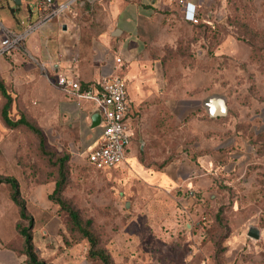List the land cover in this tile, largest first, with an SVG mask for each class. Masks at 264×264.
<instances>
[{"label": "rangeland", "instance_id": "1", "mask_svg": "<svg viewBox=\"0 0 264 264\" xmlns=\"http://www.w3.org/2000/svg\"><path fill=\"white\" fill-rule=\"evenodd\" d=\"M205 11L211 15L198 23L183 20L177 8L144 23L126 82L134 114L131 153L110 170L89 163L86 125L55 116L58 98L40 67L25 55L6 57L12 119L24 115L41 128L53 160L70 156L62 197L83 222L92 221L113 264H264V0H208ZM0 15L7 26L14 21L1 1ZM215 95L226 98L227 116L209 117L205 102ZM3 103L0 96V177L19 183L39 257L100 264L88 257L89 244L68 213L49 199L57 168L33 133L4 125ZM177 159L179 185L162 190L151 183L147 168L159 171ZM189 160L206 174L189 182L200 183L194 197L185 184L193 171ZM11 193L9 184H0V264L25 259L17 225L29 223ZM252 227L258 239L248 236Z\"/></svg>", "mask_w": 264, "mask_h": 264}, {"label": "crops", "instance_id": "2", "mask_svg": "<svg viewBox=\"0 0 264 264\" xmlns=\"http://www.w3.org/2000/svg\"><path fill=\"white\" fill-rule=\"evenodd\" d=\"M69 2L70 0H53L52 9H62ZM1 3L8 7L14 19V21L10 20L6 27L16 33L30 30L24 42L23 51L21 50L19 54L14 51L13 56L25 55V62L31 61L40 67L42 77H45L51 85L50 91L57 95L58 101H52L51 108L56 110L55 116H58L59 120H65L70 116L76 121L80 120L82 125L90 129L92 140L87 148L88 155L97 147L103 132L101 123L97 127H92V116L98 110L89 102L79 105L69 101L52 83L57 74L74 77L82 85L97 83L103 75L112 73L121 75L127 82V74L132 73L138 62L141 49L140 31L148 18L174 8H177L186 22H189L185 19L187 10L191 13L195 9L198 20L205 13L208 17L211 15L210 11H205L208 0H86L74 3L62 9L52 19L40 23V12H33L30 9L37 0H20V3L13 0H1ZM85 32H87L86 35H84ZM29 64L27 65L30 66ZM4 67L5 65L1 62L0 69ZM28 75L34 78L33 74ZM67 111L70 112L68 117H66ZM133 116L130 101L128 123L132 139L135 135ZM131 146L132 141L129 154ZM180 162V159H177L159 171L147 168L145 173L152 180L151 183L162 190L170 187L174 182L179 185L181 175L177 168L180 167ZM185 164L189 166V170H193L185 184L188 187L192 186L190 195L194 197L195 192L199 191L200 183L189 184V182L193 179H203L206 175L205 168L190 160ZM202 186L204 188V181ZM51 218L59 217L55 215ZM44 235L47 236V232H44ZM46 261L59 264L54 263L51 258ZM22 264H27L26 257Z\"/></svg>", "mask_w": 264, "mask_h": 264}, {"label": "built area", "instance_id": "3", "mask_svg": "<svg viewBox=\"0 0 264 264\" xmlns=\"http://www.w3.org/2000/svg\"><path fill=\"white\" fill-rule=\"evenodd\" d=\"M53 0H37L30 9L40 12L39 22L43 23L58 15L62 9L86 0H70L62 9H52ZM197 11L187 10L185 19L198 23ZM30 30L16 33L5 26L0 15V54L21 51ZM54 86L69 100L81 105L89 102L99 111L103 132L97 147L88 155L89 163L97 170H110L121 166L126 161V154L132 141L128 123L130 100L127 85L119 74H106L94 84L83 86L82 83L66 75L57 74L52 80Z\"/></svg>", "mask_w": 264, "mask_h": 264}, {"label": "trees", "instance_id": "4", "mask_svg": "<svg viewBox=\"0 0 264 264\" xmlns=\"http://www.w3.org/2000/svg\"><path fill=\"white\" fill-rule=\"evenodd\" d=\"M1 1V0H0ZM192 23V22H191ZM10 56H13V52L0 54V63L6 67ZM7 57V58H6ZM0 69V96L4 100L1 109V119L4 125L10 129H17L25 127L28 131L33 133L39 142V149L43 156L49 158V162L53 167L57 168V179L55 181V188L49 195V199L55 204L59 205L62 210L68 213L71 227L74 231L78 232L82 239H85L89 244L88 257L92 261H98L100 264H113V260L110 254L103 248L100 247V240L96 233L92 230V221L88 220L83 222L78 211L73 209L70 204L63 199L62 194L68 183V162L70 159L69 155H64L53 160V156L46 148V140L44 132L41 128L35 125L33 122L27 119L26 116L20 115L17 119H12L11 110L13 99L10 94L9 86L6 78ZM86 86V85H83ZM7 183L10 185L12 193L11 199L19 208V215L21 220L28 221V226H22L20 223L17 225L19 234L23 237V254L26 257L27 264H53L49 261L43 260L39 257L33 235L34 218L28 214L26 200L22 196L20 191L19 183L16 178H1L0 184Z\"/></svg>", "mask_w": 264, "mask_h": 264}, {"label": "water", "instance_id": "5", "mask_svg": "<svg viewBox=\"0 0 264 264\" xmlns=\"http://www.w3.org/2000/svg\"><path fill=\"white\" fill-rule=\"evenodd\" d=\"M17 3H20V0H15ZM205 108L209 117L218 118L225 117L228 114L227 100L222 96H212L205 102ZM101 123V115L99 111L93 114L92 116V127H97ZM248 236L253 239L259 238V230L255 227H252L248 231Z\"/></svg>", "mask_w": 264, "mask_h": 264}]
</instances>
